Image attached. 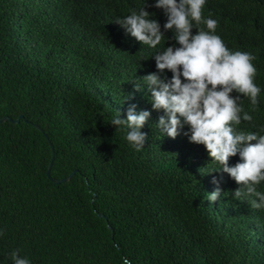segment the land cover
<instances>
[{"label":"trees","instance_id":"1","mask_svg":"<svg viewBox=\"0 0 264 264\" xmlns=\"http://www.w3.org/2000/svg\"><path fill=\"white\" fill-rule=\"evenodd\" d=\"M155 3L0 0V118L24 115L0 122V264H13L15 249L31 264H264V209L234 198L241 185L190 142L188 125L175 139L157 125L165 113L143 77L159 71L156 54L179 46L174 31L154 49L116 22L145 7L164 31ZM203 14L229 49L255 57L259 103L241 96L253 119L235 129L264 135V0H207ZM132 105L151 112L140 151L110 124ZM46 134L51 175L77 170L68 182L47 175Z\"/></svg>","mask_w":264,"mask_h":264},{"label":"clouds","instance_id":"2","mask_svg":"<svg viewBox=\"0 0 264 264\" xmlns=\"http://www.w3.org/2000/svg\"><path fill=\"white\" fill-rule=\"evenodd\" d=\"M206 2L156 0L155 7L163 9L167 16L164 31L145 7L138 12L133 10L116 22L137 41L154 49L165 39L167 30L174 31L173 38L179 46H168L156 54L159 71L143 77L152 107L165 113L159 117L157 125L173 139L188 125L189 132L185 135L190 142L204 145L211 160L222 165L219 171L228 173L241 185L234 191V198L254 197L248 201L251 208L264 209V192L257 190L264 182V135L235 129L242 120L251 122L253 119L238 103L241 96L250 99L253 110L259 103L261 89L255 83V57L227 47L216 34L218 21L203 14ZM165 70L172 72L170 79L161 76ZM135 88L142 90L138 83ZM234 91L238 95H232ZM150 116V111L137 112L132 105L126 118H121L118 111L110 124L117 130L123 126L127 141L140 151L147 139V133L141 129ZM237 154L240 160L230 166V158ZM220 191L217 188L207 199L215 202ZM10 258L13 264H31L27 257H21L19 249L13 250Z\"/></svg>","mask_w":264,"mask_h":264},{"label":"water","instance_id":"3","mask_svg":"<svg viewBox=\"0 0 264 264\" xmlns=\"http://www.w3.org/2000/svg\"><path fill=\"white\" fill-rule=\"evenodd\" d=\"M0 88H1V84H0ZM23 117H24V115H20L18 118L13 119V118H11L10 116H3V117L0 118V122L11 121V122H14V123H19ZM35 126H36L39 130L43 131V129L41 128L40 125L35 124ZM46 136H47V138L49 139V136H48L47 134H46ZM49 141H50V144H51V148H52V152H53V157H52V160H51V162H50V164H49V167H48V169H47V175H48V177H49L53 182H55L56 184H60V183H62V182H68V181L72 178V176L77 172V170H74V171H73L70 175H68L67 177L60 178V179H59V178H55V177H53V176L51 175V170H52V168H53V163H54V159H55V154H56V152H55V147H54L53 143L51 142L50 139H49Z\"/></svg>","mask_w":264,"mask_h":264}]
</instances>
